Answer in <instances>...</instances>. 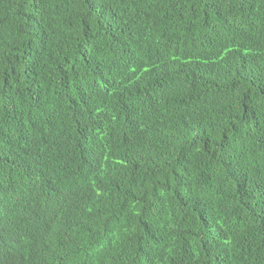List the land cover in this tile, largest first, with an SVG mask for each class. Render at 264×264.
I'll return each mask as SVG.
<instances>
[{
    "label": "trees",
    "instance_id": "1",
    "mask_svg": "<svg viewBox=\"0 0 264 264\" xmlns=\"http://www.w3.org/2000/svg\"><path fill=\"white\" fill-rule=\"evenodd\" d=\"M0 264H264V0H0Z\"/></svg>",
    "mask_w": 264,
    "mask_h": 264
}]
</instances>
